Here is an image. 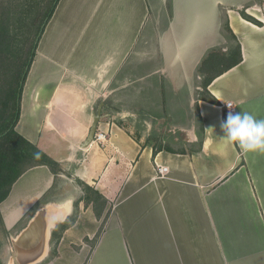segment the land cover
I'll list each match as a JSON object with an SVG mask.
<instances>
[{
  "label": "crops",
  "instance_id": "crops-1",
  "mask_svg": "<svg viewBox=\"0 0 264 264\" xmlns=\"http://www.w3.org/2000/svg\"><path fill=\"white\" fill-rule=\"evenodd\" d=\"M246 1L224 9L218 55L239 45L241 61L222 73L234 61L207 64L205 35L179 44L178 0H59L15 129L61 171L35 166L13 184L0 204L10 241L35 208L72 201L76 221L41 264H264V153L220 127L229 102L264 119V13L246 10L261 25L244 18ZM101 104L105 137L84 145ZM84 184L106 199L100 218Z\"/></svg>",
  "mask_w": 264,
  "mask_h": 264
},
{
  "label": "trees",
  "instance_id": "trees-1",
  "mask_svg": "<svg viewBox=\"0 0 264 264\" xmlns=\"http://www.w3.org/2000/svg\"><path fill=\"white\" fill-rule=\"evenodd\" d=\"M58 2L59 0H52L50 7L44 11L41 18L39 19L40 21H38V23L35 25V37L30 45L28 55L25 57V59L22 57L21 66L17 69L18 74L13 83L10 82V84H8L4 90L0 85V204L7 198L13 184L26 170L35 166L46 165L50 168L55 177H57L61 171L60 165L56 160L49 156L44 150L40 149L37 145L28 141L15 129L16 123L20 118L23 87L32 62L35 58L38 42L42 33L44 32L45 26L53 16ZM241 14L244 18L250 21H253L259 25L262 24V22L250 16L245 11H241ZM6 15L7 13L5 11L0 12V67L4 64L3 62L8 60L10 57L21 58L28 41L27 32H25L23 35H19L16 32L17 29L12 31L8 16ZM226 27L230 31L228 24ZM229 57H231L234 62L232 65L222 69V73L241 61L239 45L237 49H233L229 54H224L223 57L219 56L216 52L210 53L208 60H211L210 63H214V61H217L218 63L223 61V58L227 60ZM210 74L211 70H209V76L207 74L205 77V93H207L208 83L214 78ZM207 100L215 104H220V102L211 94H209ZM158 151L159 149L154 148V155ZM37 153H39L38 158L36 155ZM82 199L85 200L87 204L93 205V210L98 218L102 216L106 199L98 190L91 187L90 185L84 184V195ZM98 205L101 206L100 209H98ZM76 214L77 213L75 211L66 222L58 224L57 228L54 230L52 241L55 244L53 250L51 251V256L57 255V247L63 232L76 221ZM0 224L3 232L8 234V230L5 227L1 211ZM103 228L104 222L96 236L97 239L99 238ZM0 264H2L1 261Z\"/></svg>",
  "mask_w": 264,
  "mask_h": 264
},
{
  "label": "rangeland",
  "instance_id": "rangeland-1",
  "mask_svg": "<svg viewBox=\"0 0 264 264\" xmlns=\"http://www.w3.org/2000/svg\"><path fill=\"white\" fill-rule=\"evenodd\" d=\"M238 1L239 0H178V4L175 7L177 8L178 6V22L176 26L180 27L177 30L181 36L179 37V44H181V46H188L187 42L192 44L194 41V45L199 46L202 43V37L197 36L205 35V55L210 51V53L216 52L221 54L223 49H227V39L223 37V33L221 32L222 21H224V9ZM246 2H249V4L244 8L243 11L245 12L254 5H264V0H247ZM51 4L52 0H0V12L5 11L7 13L6 16H8L12 31L17 29L16 32L19 35H23L27 32L28 38L21 58L10 57L3 62L4 64L2 63L3 65L0 67V85L3 87V90L6 89L10 82L13 83L17 77V69L21 66L22 57L25 59L28 55L30 45L35 37V25L40 21L39 19L42 14ZM186 22L188 23V28L183 29L181 25L184 26ZM225 30L227 32L226 26ZM210 62L211 60H208L207 64ZM219 64L220 63L214 62L215 67L219 66ZM168 65L169 64L166 66L167 73H174V71L170 69L171 66ZM176 77L179 81L183 79L181 73ZM34 212L35 209L21 221L22 223L20 226L27 223ZM19 227L15 230H18ZM54 244L55 243L51 240L52 248ZM10 245V236L3 232L0 224V257L2 260L4 259V261L8 256V248H10Z\"/></svg>",
  "mask_w": 264,
  "mask_h": 264
},
{
  "label": "water",
  "instance_id": "water-1",
  "mask_svg": "<svg viewBox=\"0 0 264 264\" xmlns=\"http://www.w3.org/2000/svg\"><path fill=\"white\" fill-rule=\"evenodd\" d=\"M103 108V104H101L96 112L93 114V123L91 125L88 137L86 139V142L84 145H87L94 141L95 135L97 133L98 124L101 117V111ZM74 203V202H73ZM73 203L72 201H65L62 203H55V202H49L46 204L41 205L40 207L36 208L33 215L30 217L26 225L18 232L17 235L13 236L11 239L12 243V251L11 255L7 261V264H41L45 260L48 259L51 252V240L53 237V232L57 228L58 224L64 223L68 220L70 216L74 213L73 209ZM51 205H56L59 207H66V212L63 215L61 219H54L52 220V225L47 228V230H44L43 227L36 228L35 225L38 224V222H35V218L37 217L40 210L46 209ZM35 228V229H34ZM44 232L46 233V236L44 238ZM25 234L24 238L22 239V245H26V251L22 255V257H19V254H17V242L19 241L20 236ZM40 243H42V246H39ZM40 249L41 253L40 255H37V250Z\"/></svg>",
  "mask_w": 264,
  "mask_h": 264
},
{
  "label": "clouds",
  "instance_id": "clouds-1",
  "mask_svg": "<svg viewBox=\"0 0 264 264\" xmlns=\"http://www.w3.org/2000/svg\"><path fill=\"white\" fill-rule=\"evenodd\" d=\"M230 108V106H228ZM224 138L244 153H264V119L249 112H229L220 124ZM37 158L39 153L36 154Z\"/></svg>",
  "mask_w": 264,
  "mask_h": 264
},
{
  "label": "bare ground",
  "instance_id": "bare-ground-1",
  "mask_svg": "<svg viewBox=\"0 0 264 264\" xmlns=\"http://www.w3.org/2000/svg\"><path fill=\"white\" fill-rule=\"evenodd\" d=\"M66 209H67L66 207H59L56 205H51L46 209L40 210L37 217L35 218V220H36L35 222H38V224H36L35 227L36 228L43 227L44 230H47V228L52 225V222H53L52 220L61 219L63 217V215L66 212ZM46 233L47 232H44V238L46 236ZM24 236H25V234L20 236V238H19L20 242H17V254H19L20 258L22 257V255L26 251V249H25L26 245L25 244L22 245V242H21L22 239L24 238ZM39 244H40L39 246H42V243L39 242ZM40 251H41L40 249H38L36 251L37 255H40V253H41Z\"/></svg>",
  "mask_w": 264,
  "mask_h": 264
},
{
  "label": "built area",
  "instance_id": "built-area-1",
  "mask_svg": "<svg viewBox=\"0 0 264 264\" xmlns=\"http://www.w3.org/2000/svg\"><path fill=\"white\" fill-rule=\"evenodd\" d=\"M250 8H256V10L261 11L262 13H264V5H258V4H257V5H254V6L250 7ZM248 10H249V9H248ZM228 106H230V108H229ZM227 107H228L227 114H228L230 111L233 112V113H235V108L232 106V103H231V102H229V103L227 104ZM104 137H105V135H104L103 133H99V131H97V133H96V135H95V139H94V141H100V140H103ZM158 170H159V173L162 174V173H165V172H166L167 168H166V167H163V166H159Z\"/></svg>",
  "mask_w": 264,
  "mask_h": 264
}]
</instances>
